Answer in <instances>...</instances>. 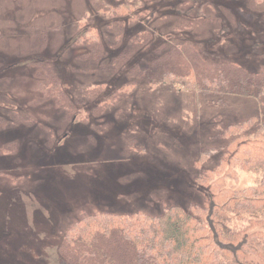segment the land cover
Masks as SVG:
<instances>
[{
	"label": "rangeland",
	"instance_id": "1",
	"mask_svg": "<svg viewBox=\"0 0 264 264\" xmlns=\"http://www.w3.org/2000/svg\"><path fill=\"white\" fill-rule=\"evenodd\" d=\"M126 1L0 0V264H66L67 230L96 210L204 203L199 175L217 166L223 132L261 111L254 93L153 75L158 49L182 42L264 71V0H133L136 21L107 16ZM256 177L237 167L226 183Z\"/></svg>",
	"mask_w": 264,
	"mask_h": 264
},
{
	"label": "trees",
	"instance_id": "2",
	"mask_svg": "<svg viewBox=\"0 0 264 264\" xmlns=\"http://www.w3.org/2000/svg\"><path fill=\"white\" fill-rule=\"evenodd\" d=\"M142 5L133 0L106 5V15L122 23L136 21ZM147 10L141 14L146 16ZM98 36L101 52L104 45L99 32ZM158 51L153 75L157 83L205 94L254 93L261 111L223 132L228 141L217 166L199 175L207 190L204 203L188 209L168 206L157 215L144 210H96L84 215L67 230L59 248L60 263L259 264L257 258L264 260V71L208 61L190 43L182 42L167 53ZM209 152L204 151L200 161ZM237 167L255 173L256 182L245 187L228 185L226 180Z\"/></svg>",
	"mask_w": 264,
	"mask_h": 264
}]
</instances>
